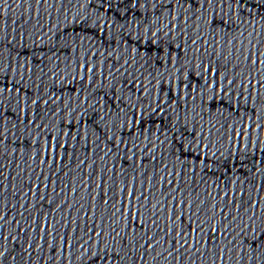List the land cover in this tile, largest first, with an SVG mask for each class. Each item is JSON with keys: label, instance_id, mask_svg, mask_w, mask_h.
Returning <instances> with one entry per match:
<instances>
[{"label": "snow or ice", "instance_id": "1", "mask_svg": "<svg viewBox=\"0 0 264 264\" xmlns=\"http://www.w3.org/2000/svg\"><path fill=\"white\" fill-rule=\"evenodd\" d=\"M137 3L140 0H136ZM243 0H237V3H242ZM213 3V0H179V7H186V11L191 9H196L198 11H203L207 6H210ZM165 8H169L170 5L165 4ZM187 19V17H185ZM82 23L86 24L87 20L82 21ZM212 23L213 24H222V21H217L215 19V14L212 15ZM99 34V32L97 33ZM135 43V42H133ZM151 43V41H149ZM196 41H193L195 44ZM257 61H253L256 63ZM127 63V62H126ZM82 70L87 71L89 74L92 73L93 69L87 68L83 66ZM206 72L208 73V82L204 84H196V87L193 89L194 91H200L202 88H208L209 91L213 92L212 100H215V89L219 88L220 93L222 94L225 89L223 87V74L219 71V69L215 67L208 66L206 68ZM91 77L89 76V79ZM219 78V79H218ZM83 79V77H82ZM138 79V78H137ZM137 79H133L129 76L128 80L124 81L122 87L124 91L129 94L133 92L142 91L141 85L137 83ZM234 81L228 80V86L230 87ZM179 85L184 89L193 88V83L189 81H180ZM240 87H244V85H240ZM9 93L15 91L17 96L26 97L27 91L21 88L18 84H13V87L7 89ZM161 91L168 93L172 92L173 89L169 85H164L161 87ZM2 94V92H0ZM203 94V93H201ZM105 96H108V93L105 92L104 96L101 99H104ZM247 98V97H245ZM176 97L172 96L171 101H175ZM87 100V97H85ZM211 102V101H210ZM32 105H36L37 101L33 99L31 101ZM47 103V101H45ZM27 101L25 99V105ZM120 105V107H117ZM124 97L120 94V92H113L111 97L101 105L102 108L111 115L112 112H123L124 111ZM0 111L3 114H0V122H5L6 116H13L19 123V126L27 131L29 127L35 124V120L39 118L38 112H32L29 115V109L27 107H21L20 112L22 115L17 116L16 113L4 110L3 105H0ZM143 111V110H142ZM156 112H160L163 114L164 105L157 101V107L153 109V114ZM106 117L103 115L99 116L100 124H103ZM62 123L61 132L58 134L49 133L45 136V146L44 153L47 159H41L40 163L42 165H47L49 169L56 166V171L60 170V165L67 158L69 160L72 159L74 155V149L76 144L81 139V133L78 131L80 127H87L91 121L86 119L83 114L76 120L74 123L72 120H69L67 123ZM146 124V122L141 119H136L133 114L131 119L124 121L119 128H117L116 124L113 123L112 127L109 128L107 125L104 128H100L99 124L96 125V128L102 135L97 136V140H104L105 143V156H116L119 152H131L132 158H135V140L132 141V147L129 146L127 141L124 139L127 135H132L135 132V129L140 127L141 125ZM41 127L46 128V125H36L37 130ZM203 127V125H201ZM112 129H116L115 132ZM211 136V128H209V136L204 137L203 133L197 134L195 129L192 130L191 135L187 132L183 136H179L176 134L175 138V146L172 148V152L177 155V157H186V156H195L198 151H205L209 147V137ZM63 137V139L61 138ZM237 139L243 137L247 139L245 135V130L243 128L236 130ZM85 140L88 137H84ZM4 140V136L0 135V142ZM191 141V142H189ZM95 143V141H94ZM161 143H164L161 141ZM142 152L147 151V148L142 149ZM151 159H155V157H149ZM199 159V157H196ZM103 159V157H102ZM86 163V159H80L78 167ZM143 167V163H141ZM91 167V165H89ZM166 167V166H165ZM169 179L167 181L169 187L172 186L173 181L171 180L172 173L169 172ZM40 180V177L37 176V181ZM49 180L48 176L44 177L43 190H41L40 183H37L35 188L32 190V195L34 199L38 200L40 203H43L47 199L46 190L48 189ZM163 181V177H161ZM151 182V178L150 181ZM53 191H55L56 181H52ZM97 193L96 196L103 199V203L105 206L109 205V192L111 189L105 187V182L103 178H100L99 183L96 185ZM179 189H175L178 191ZM94 197L93 199H95ZM114 203L117 205L113 208L111 213V218L109 223L111 224V232L106 233L101 231H96L92 226H89L88 231L89 235L92 232H95V236L97 237V248L96 251L91 254V259L88 261V264H120L123 260L122 252L130 250L134 245L130 243L129 237L135 238L137 236L140 239H144V236H147L148 232L151 228H156L158 234H163L167 243L172 245L173 247L180 248H189L190 246H195L197 243H205V244H214L215 237L223 236L224 232L227 231L228 225H215L212 226L210 224V220H214L215 216L205 219L202 218L200 213L202 211L201 208L195 207L191 201H185L184 199L176 200L173 195L169 203H171L172 207L168 210L167 218L165 221V225L163 228L158 223V213L156 212V208L158 204H153L151 209V219H147L148 213L145 211L148 203H150V197L145 195L142 191L138 193V191L133 186L125 185L123 188L119 190V194L114 198ZM52 202L49 201V204ZM220 214L223 215L224 221L228 220V216L224 214V210H220ZM87 215V213H85ZM205 225H209L207 228ZM223 228V230H222ZM142 234V235H141ZM201 237L198 241L197 237ZM206 236V239H203ZM107 237L111 242V249L108 244H103L104 238ZM43 239V235L41 237ZM64 239V243L71 248L70 239ZM155 239V237H150L149 240H146L144 243V247L150 246V241ZM191 241V245L190 242ZM103 244V248L100 245ZM171 254V249L169 250Z\"/></svg>", "mask_w": 264, "mask_h": 264}]
</instances>
